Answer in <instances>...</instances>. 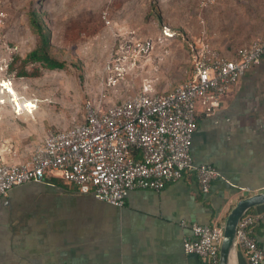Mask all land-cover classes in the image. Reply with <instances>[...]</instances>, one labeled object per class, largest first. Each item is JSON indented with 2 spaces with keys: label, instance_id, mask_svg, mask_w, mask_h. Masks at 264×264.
<instances>
[{
  "label": "crops",
  "instance_id": "crops-1",
  "mask_svg": "<svg viewBox=\"0 0 264 264\" xmlns=\"http://www.w3.org/2000/svg\"><path fill=\"white\" fill-rule=\"evenodd\" d=\"M238 11L235 23L210 36L229 56L264 34V0H241ZM208 104L197 105L192 146L196 164L220 172L208 192L194 170L159 191L132 190L123 206L79 193L58 174L24 183L0 197V264H208L185 251L192 231L182 221L222 225L239 199L264 190V56L210 115ZM262 212L264 204L250 213ZM253 234L264 247V219ZM238 255L239 264H250L239 247Z\"/></svg>",
  "mask_w": 264,
  "mask_h": 264
},
{
  "label": "rangeland",
  "instance_id": "rangeland-1",
  "mask_svg": "<svg viewBox=\"0 0 264 264\" xmlns=\"http://www.w3.org/2000/svg\"><path fill=\"white\" fill-rule=\"evenodd\" d=\"M238 3L3 0L0 157H29L50 131L84 121L88 103L104 109L145 87L162 93L181 84L191 74L188 41L195 40L203 28L216 38V29L226 30L241 14ZM33 8L42 13L48 27L52 53L66 66L41 67L38 77H19L18 68L10 71L8 64L36 45L37 35L29 24ZM6 81L14 92L7 90Z\"/></svg>",
  "mask_w": 264,
  "mask_h": 264
},
{
  "label": "built area",
  "instance_id": "built-area-1",
  "mask_svg": "<svg viewBox=\"0 0 264 264\" xmlns=\"http://www.w3.org/2000/svg\"><path fill=\"white\" fill-rule=\"evenodd\" d=\"M2 3L0 29L6 20ZM193 42L191 74L172 90L159 93L145 87L104 109L88 103L84 121L50 131L28 160L6 162L0 157V197L16 186L58 174L79 193L123 206L132 190H162L191 170L196 171L202 191L208 192L220 172L211 164L195 163L197 105L206 99L207 115L213 113L242 74L263 59L264 34L231 56L213 44L206 28ZM261 219L264 212L246 213L238 223L237 245L250 264L264 263V247L253 234ZM182 224L192 231L183 239L185 251L219 264L223 225L185 220Z\"/></svg>",
  "mask_w": 264,
  "mask_h": 264
},
{
  "label": "trees",
  "instance_id": "trees-1",
  "mask_svg": "<svg viewBox=\"0 0 264 264\" xmlns=\"http://www.w3.org/2000/svg\"><path fill=\"white\" fill-rule=\"evenodd\" d=\"M29 24L37 35L36 45L26 54L25 57L18 54L15 55L11 62H9L8 69L14 71L17 67L18 70L16 71V75L19 77H38L41 75V67L48 69L65 68L66 61L58 58L52 53V43L49 36V30L43 20L42 13L39 10L33 8L30 11ZM188 46L190 53L192 54L194 47L193 40L188 41ZM29 65H32L31 69L28 68ZM173 88H171V90ZM252 209H250L248 213H250Z\"/></svg>",
  "mask_w": 264,
  "mask_h": 264
},
{
  "label": "water",
  "instance_id": "water-1",
  "mask_svg": "<svg viewBox=\"0 0 264 264\" xmlns=\"http://www.w3.org/2000/svg\"><path fill=\"white\" fill-rule=\"evenodd\" d=\"M264 204V190L239 199L228 213L223 225L219 264H239L237 229L240 219L255 206Z\"/></svg>",
  "mask_w": 264,
  "mask_h": 264
},
{
  "label": "bare ground",
  "instance_id": "bare-ground-1",
  "mask_svg": "<svg viewBox=\"0 0 264 264\" xmlns=\"http://www.w3.org/2000/svg\"><path fill=\"white\" fill-rule=\"evenodd\" d=\"M6 86L8 87V89H7V90H8L9 92H14V89H13V87H11V84H10L9 82H7V81H6ZM17 103L19 104V102H18V101H17Z\"/></svg>",
  "mask_w": 264,
  "mask_h": 264
}]
</instances>
